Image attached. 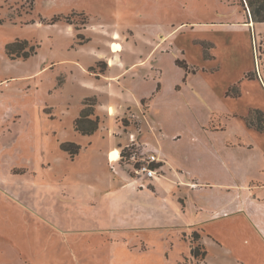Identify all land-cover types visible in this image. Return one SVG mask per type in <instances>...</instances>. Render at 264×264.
Instances as JSON below:
<instances>
[{
  "label": "rangeland",
  "instance_id": "374dc122",
  "mask_svg": "<svg viewBox=\"0 0 264 264\" xmlns=\"http://www.w3.org/2000/svg\"><path fill=\"white\" fill-rule=\"evenodd\" d=\"M157 6L164 29L171 32L165 37L169 36L173 46L152 48L146 62L136 65L135 73L158 86L164 84L161 88L165 90L170 84L169 92L142 98L136 110L126 106L111 120L122 128L119 136L141 138L143 130L156 134L155 128L141 124L155 125L165 106L171 111L175 105L187 110L192 98L187 88L196 65L204 66L215 88H227V95L239 101L238 105L228 102L230 112L213 111V125L227 126L228 121L229 127L237 121L245 127L246 139L252 135L264 145V0H0V264H264V239L247 223L235 239L231 235L238 223L225 222L218 246L224 251L204 245V228L200 227L198 232L175 235L168 225L151 223L148 229H140L126 222L95 219L94 215H103L104 199L90 198L77 181L93 168L91 152L71 157L61 149L63 143L89 141L101 147L105 144L102 136H108L111 110H99L98 104L113 101L106 95L90 96V91L93 81L108 80L103 75L109 64L104 60L93 64L92 58L81 53L78 46L90 43L83 32L85 25L123 21L138 25L141 19L135 14L142 11L144 15L143 10ZM119 12L122 19L117 17ZM248 20L253 21V28L240 30ZM67 21L72 30H67ZM201 23L212 32H201ZM125 36L132 41L131 32ZM154 40L161 45L159 39ZM16 41H26L25 52L34 55L10 60L5 47ZM201 45L209 53L203 65L193 58L201 52ZM112 48L117 50L116 45ZM169 53L177 55L174 62ZM119 55L131 59V54ZM124 66L120 64L121 71ZM86 99H90L88 104L95 101L90 118L98 117V128L102 126L93 138L74 128ZM205 115L198 113L194 118ZM143 148L137 142L121 150L126 167L137 168L154 157L149 152L141 154ZM155 165L154 161L149 167ZM259 170L264 173L263 166ZM261 177L257 181L258 176H252L256 186L264 183ZM261 193L246 192L245 218L264 214L257 203L264 202V189ZM192 249L197 257L192 256Z\"/></svg>",
  "mask_w": 264,
  "mask_h": 264
},
{
  "label": "crops",
  "instance_id": "0c3cea01",
  "mask_svg": "<svg viewBox=\"0 0 264 264\" xmlns=\"http://www.w3.org/2000/svg\"><path fill=\"white\" fill-rule=\"evenodd\" d=\"M160 9L159 6L145 9V16L141 14L142 11H138L135 14L141 19L138 25L123 21L110 25L102 24L103 26L88 24L83 29L90 43L78 46L81 53L92 58L93 64L100 60L107 62V74H111L110 77L103 75V78L108 79L104 83L93 81L94 89L87 90L91 92L90 96L106 95L113 102L107 105L98 104V107L103 108L99 110H111L107 119L108 136H102L105 144L93 147L92 141L76 142L80 147L77 155L90 151V160L93 162V168L84 171L80 174L81 177L77 178L78 187L84 189L90 198L98 195L104 199L103 215H94L95 219L100 218L104 222H126L140 229H148L149 224L158 223L168 225V228L172 226L175 235L186 231L198 232L196 228L200 227L204 228L201 242L224 251L223 247L218 246H221L219 239L224 237L225 222L232 225L238 223V228L231 235L235 239L242 235L240 233L248 224V228H253L259 237L264 239V214H247V218L244 214L246 192L258 191L259 196H262L264 183L256 186L255 181L260 180L261 176V181H264V173L259 172V167H264V145L258 137L250 135L246 139L245 127L237 121L230 122L233 125L229 127L228 121L227 126L220 123L213 125V111L230 112L228 102L233 100L234 104L238 105L239 101L227 95V88H215L206 78L204 66L193 65L197 72L192 75L187 88L192 97L187 107L188 112L185 106L182 109L175 105L172 111L165 106L164 115L160 116L155 125L151 126L149 121H142L141 126L155 128L156 134L149 135L148 131L143 130L145 135L141 138L133 134L129 138L119 136L122 128L111 122L128 109L126 106L131 105L134 110L139 108L142 98L148 95L155 93L160 96L164 92L168 95L170 84L165 90L161 88L164 84L159 82L160 90L154 80L145 81L135 73L136 65L146 62L145 57L152 48H163L169 43L173 46L169 36L165 37V34L171 32L164 29L165 23ZM117 17L124 16L119 12ZM120 24L123 31L118 28ZM250 24L253 25L245 26ZM253 26V21L248 20L238 28L243 30ZM199 27L202 28L201 32H212L206 29L208 25L204 23ZM67 30H72L71 25H68ZM215 30L222 33L218 29ZM128 32L132 33L130 37L135 45L139 44V48L133 47L132 41L127 39L125 33ZM91 35L96 37L95 41L91 40ZM154 39H159L161 45ZM204 41L208 42H200ZM113 45H116V51L112 50ZM119 46H122L120 51ZM206 51L208 50L204 45H201V52H197L193 57L195 61L203 65L209 54ZM120 53L126 57L131 54V59H124ZM169 56L173 58V62L177 57L175 53H169ZM121 63L125 65L122 71L119 67ZM126 79L131 82L125 83ZM171 86L175 92V83ZM233 111L234 109L231 110ZM198 113H206V118H194ZM101 129L102 126H99L96 131L100 132ZM96 131L86 137L93 138ZM137 142L145 147L141 154L149 152L154 156L149 157L152 162H156L153 168L155 175L152 178L137 174L134 167H126L123 161L121 150ZM112 153L116 155L114 159L110 157ZM252 176H258V179L254 180ZM257 203H260L261 209L264 210V202ZM241 214L245 215L242 219Z\"/></svg>",
  "mask_w": 264,
  "mask_h": 264
},
{
  "label": "trees",
  "instance_id": "16d2710c",
  "mask_svg": "<svg viewBox=\"0 0 264 264\" xmlns=\"http://www.w3.org/2000/svg\"><path fill=\"white\" fill-rule=\"evenodd\" d=\"M67 24L70 25L67 21ZM78 38H82V36L77 35ZM27 47V42L23 41H16L14 43L8 44L5 47V54L9 57L10 60H17L19 58L26 60L30 56L34 55L35 52H25V49ZM177 64V62H176ZM178 65V64H177ZM92 70V69H91ZM90 70V72H91ZM86 103H84V108L81 110L78 118L74 120V128L75 131L83 136H90L93 135V133L98 129V123L99 119L98 117H95L94 120H92L90 117L94 115V103H87L90 102V99L85 100ZM61 149L64 152H67L70 154L71 157L78 154L80 147L73 143H63L61 144ZM191 254L194 257H197L198 255L195 253V250H191Z\"/></svg>",
  "mask_w": 264,
  "mask_h": 264
},
{
  "label": "built area",
  "instance_id": "2783aa9c",
  "mask_svg": "<svg viewBox=\"0 0 264 264\" xmlns=\"http://www.w3.org/2000/svg\"><path fill=\"white\" fill-rule=\"evenodd\" d=\"M110 161V160H109ZM152 162L151 158H148L146 164H142L139 167L135 168V171L139 175H144L147 178H152L155 175V171L149 167V164Z\"/></svg>",
  "mask_w": 264,
  "mask_h": 264
},
{
  "label": "bare ground",
  "instance_id": "6f19581e",
  "mask_svg": "<svg viewBox=\"0 0 264 264\" xmlns=\"http://www.w3.org/2000/svg\"><path fill=\"white\" fill-rule=\"evenodd\" d=\"M112 50H115L114 48H112ZM115 154L114 153H112V154H110V157H111V159H114L115 158V156H114Z\"/></svg>",
  "mask_w": 264,
  "mask_h": 264
}]
</instances>
